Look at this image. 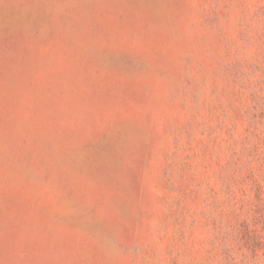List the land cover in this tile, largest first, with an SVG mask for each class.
<instances>
[{
    "label": "rangeland",
    "instance_id": "374dc122",
    "mask_svg": "<svg viewBox=\"0 0 264 264\" xmlns=\"http://www.w3.org/2000/svg\"><path fill=\"white\" fill-rule=\"evenodd\" d=\"M0 264H264V0H0Z\"/></svg>",
    "mask_w": 264,
    "mask_h": 264
}]
</instances>
